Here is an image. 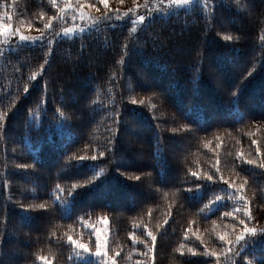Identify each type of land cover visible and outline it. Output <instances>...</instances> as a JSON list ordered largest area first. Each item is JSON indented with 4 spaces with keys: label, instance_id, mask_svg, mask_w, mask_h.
<instances>
[{
    "label": "trees",
    "instance_id": "16d2710c",
    "mask_svg": "<svg viewBox=\"0 0 264 264\" xmlns=\"http://www.w3.org/2000/svg\"><path fill=\"white\" fill-rule=\"evenodd\" d=\"M76 1L0 0L11 32L51 33L0 42V264H99L71 243L99 219L114 264H216L228 185L264 227V0L142 26V0ZM79 4L117 15L63 36ZM233 259L264 264V232Z\"/></svg>",
    "mask_w": 264,
    "mask_h": 264
},
{
    "label": "rangeland",
    "instance_id": "374dc122",
    "mask_svg": "<svg viewBox=\"0 0 264 264\" xmlns=\"http://www.w3.org/2000/svg\"><path fill=\"white\" fill-rule=\"evenodd\" d=\"M97 1H100L104 6H108L106 0ZM58 2L66 5L63 12L69 11L71 13L72 7H74L77 12L76 0H58ZM130 4H132L130 8H134V12L132 13L134 16L133 21L135 24L142 26L155 16L166 15L171 10L177 11L180 9H186L195 4L202 6L206 4V0H142L139 3ZM78 6L80 10H78L79 13L77 14V17L76 15L75 17H71V23H68L66 28H63V25L66 23L61 21L64 16L62 15V11L58 12L54 19L55 22L59 21L63 23L62 25H59L61 28H58L59 33H62L63 36L74 34L79 28L78 25L84 23L87 25L97 24L101 20H106V18H111L117 15L107 14V9L98 11L96 7L80 4ZM115 7L118 11L124 10L125 16H127L130 11L125 8L124 4H116ZM77 18L79 24L74 23ZM7 22L8 20L5 21L4 18L0 16V42L5 41L3 39H7L10 35H17L18 41H29V44H34L35 42L37 43L42 36H48L51 34L45 32V29L48 26L43 30L33 31V34H29L30 31H22L20 33L11 32L8 25H6ZM228 187V194L233 196L235 200V204L230 211L229 220L227 224L224 223L221 226H215L212 229L208 238L213 245L211 247H206V245H204L203 247L205 254L208 253L214 258V260L216 259V264H233L235 259L232 261L231 259L234 255L236 256V253L242 250L244 245L252 238L264 232V227L261 229L258 228L259 226L254 222V218H252L251 212L248 211V207L244 206V203L246 202L242 196L239 195V191L232 185H228ZM233 190L238 192V194L235 195ZM241 221H243V223H241ZM246 229H250L251 231H247ZM109 237L110 229L107 220L99 219L94 222H85L79 238L76 241H71L74 249L72 256L75 262L92 261L99 264H114L113 260L107 255L106 246ZM205 240V237L199 238V241L202 243H204ZM80 245H84V247L82 248ZM98 247L99 251H97ZM40 263L49 264L47 261H44V259L41 260Z\"/></svg>",
    "mask_w": 264,
    "mask_h": 264
},
{
    "label": "snow or ice",
    "instance_id": "6c2138e0",
    "mask_svg": "<svg viewBox=\"0 0 264 264\" xmlns=\"http://www.w3.org/2000/svg\"><path fill=\"white\" fill-rule=\"evenodd\" d=\"M101 155H103V153H101ZM209 179H211V177H209ZM241 223H243V221H241ZM247 231H251L250 229H246ZM149 235H151L150 233H149ZM80 247H84V245H80ZM97 251H99V247L97 248Z\"/></svg>",
    "mask_w": 264,
    "mask_h": 264
}]
</instances>
